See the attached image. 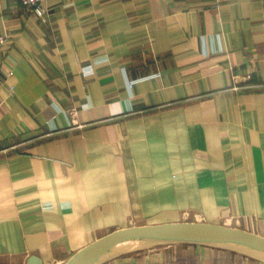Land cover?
Here are the masks:
<instances>
[{
    "label": "crops",
    "instance_id": "obj_1",
    "mask_svg": "<svg viewBox=\"0 0 264 264\" xmlns=\"http://www.w3.org/2000/svg\"><path fill=\"white\" fill-rule=\"evenodd\" d=\"M45 7L0 0V260L170 222L264 238V0ZM165 254L98 264H193Z\"/></svg>",
    "mask_w": 264,
    "mask_h": 264
},
{
    "label": "water",
    "instance_id": "obj_2",
    "mask_svg": "<svg viewBox=\"0 0 264 264\" xmlns=\"http://www.w3.org/2000/svg\"><path fill=\"white\" fill-rule=\"evenodd\" d=\"M204 243L242 248L264 258V238L236 227L204 222H170L112 232L82 249L70 264H98L136 245ZM35 256L26 264H40Z\"/></svg>",
    "mask_w": 264,
    "mask_h": 264
},
{
    "label": "rangeland",
    "instance_id": "obj_3",
    "mask_svg": "<svg viewBox=\"0 0 264 264\" xmlns=\"http://www.w3.org/2000/svg\"><path fill=\"white\" fill-rule=\"evenodd\" d=\"M216 246V247H213ZM128 253L140 258L148 257L149 255H160L166 253L165 256L175 261H185V263L192 262L193 264H200L198 260V253L211 254L210 256H223L226 257H241L244 260H253V258H261L254 253L242 248H235L231 246H224L220 244H204V243H155L143 244L130 248ZM196 252V253H195ZM182 258V259H181ZM217 260H214V263ZM0 263L5 264L6 261L0 260ZM7 264V263H6ZM175 264V263H173Z\"/></svg>",
    "mask_w": 264,
    "mask_h": 264
},
{
    "label": "built area",
    "instance_id": "obj_4",
    "mask_svg": "<svg viewBox=\"0 0 264 264\" xmlns=\"http://www.w3.org/2000/svg\"><path fill=\"white\" fill-rule=\"evenodd\" d=\"M45 2L46 0H20L22 7L40 18L46 16ZM5 41L6 38L0 35V46L3 45Z\"/></svg>",
    "mask_w": 264,
    "mask_h": 264
},
{
    "label": "bare ground",
    "instance_id": "obj_5",
    "mask_svg": "<svg viewBox=\"0 0 264 264\" xmlns=\"http://www.w3.org/2000/svg\"><path fill=\"white\" fill-rule=\"evenodd\" d=\"M136 246H140V245H136ZM77 255H78V253L73 255V256H70L68 258H64L63 257L64 259H61V260H58V261H54V262H52L50 264H70L76 258Z\"/></svg>",
    "mask_w": 264,
    "mask_h": 264
}]
</instances>
